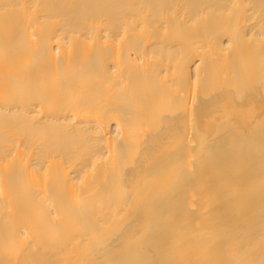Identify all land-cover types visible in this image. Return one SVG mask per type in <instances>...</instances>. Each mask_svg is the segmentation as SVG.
Segmentation results:
<instances>
[{
    "label": "bare ground",
    "instance_id": "6f19581e",
    "mask_svg": "<svg viewBox=\"0 0 264 264\" xmlns=\"http://www.w3.org/2000/svg\"><path fill=\"white\" fill-rule=\"evenodd\" d=\"M0 264H264V0H0Z\"/></svg>",
    "mask_w": 264,
    "mask_h": 264
}]
</instances>
